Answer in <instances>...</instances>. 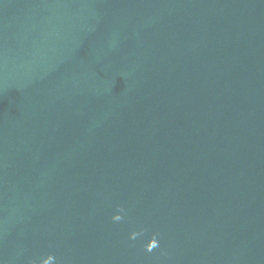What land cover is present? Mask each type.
<instances>
[{
    "label": "water",
    "instance_id": "95a60500",
    "mask_svg": "<svg viewBox=\"0 0 264 264\" xmlns=\"http://www.w3.org/2000/svg\"><path fill=\"white\" fill-rule=\"evenodd\" d=\"M0 264H264V0H0Z\"/></svg>",
    "mask_w": 264,
    "mask_h": 264
}]
</instances>
